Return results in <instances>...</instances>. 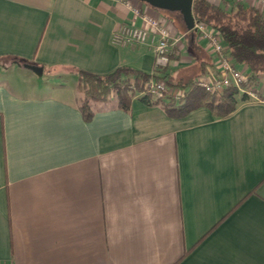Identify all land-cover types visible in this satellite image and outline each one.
I'll return each mask as SVG.
<instances>
[{
	"label": "crops",
	"instance_id": "1",
	"mask_svg": "<svg viewBox=\"0 0 264 264\" xmlns=\"http://www.w3.org/2000/svg\"><path fill=\"white\" fill-rule=\"evenodd\" d=\"M135 9L159 14L139 0H0V67L75 83L79 70L153 73L152 46L111 44L141 24ZM170 31L161 75L187 82L212 67L204 39ZM75 83L63 98L0 78V264H264L263 105L170 118L111 100L85 121ZM256 88L264 95V78Z\"/></svg>",
	"mask_w": 264,
	"mask_h": 264
},
{
	"label": "trees",
	"instance_id": "2",
	"mask_svg": "<svg viewBox=\"0 0 264 264\" xmlns=\"http://www.w3.org/2000/svg\"><path fill=\"white\" fill-rule=\"evenodd\" d=\"M229 1L226 8L207 0H193L192 16L194 22L220 35L233 63L247 70L245 86L256 87L259 79L264 78V18L253 6H245L235 0L225 1V4ZM155 10L171 26L188 33L178 13ZM13 62L31 63L22 59H13ZM162 70L146 73L126 66L105 74L79 70L75 83L77 109L83 120L88 121L94 114V104H106L114 100L116 108L127 111L132 100L137 98L146 106H160L170 118H182L203 107L210 111L213 118L220 119L229 116L241 102L247 100L234 87L222 93L207 94L195 86L194 79L174 82L167 75H161ZM159 80L164 82L167 92L150 94L147 91L148 83ZM175 90L182 91L179 99L173 96Z\"/></svg>",
	"mask_w": 264,
	"mask_h": 264
},
{
	"label": "built area",
	"instance_id": "3",
	"mask_svg": "<svg viewBox=\"0 0 264 264\" xmlns=\"http://www.w3.org/2000/svg\"><path fill=\"white\" fill-rule=\"evenodd\" d=\"M247 1L264 7V0ZM133 13L139 17L141 24L139 26L129 24L120 27L111 35V44L115 46L121 44L152 46L155 70L165 69L169 64L171 47L177 41L171 34V25L160 15L152 16L140 13L136 9ZM192 31L206 41L207 49L214 57L212 67L194 78L195 86L207 94L222 93L225 89L234 87L239 93L245 95L250 103L264 106V95H260L254 86H245L247 70L244 66H237L233 63L220 35L196 22H194ZM147 91L150 94L159 95L166 93L167 88L163 81H150L147 85ZM181 95L182 91H173L175 99H179Z\"/></svg>",
	"mask_w": 264,
	"mask_h": 264
},
{
	"label": "rangeland",
	"instance_id": "4",
	"mask_svg": "<svg viewBox=\"0 0 264 264\" xmlns=\"http://www.w3.org/2000/svg\"><path fill=\"white\" fill-rule=\"evenodd\" d=\"M158 15V14H157ZM156 16V15H155ZM1 66V65H0ZM21 72H18V70H8L4 71L2 67H0V78H5L7 81L15 80L18 81L19 84H22V86L27 87L26 92L33 95H45V94H55L57 96L66 98L67 96H64L63 93H67V91L72 92L74 91V80L70 77V75L67 73L59 79L58 81L57 77H54L52 75L46 76L44 79H36V78H25L24 76H21ZM57 83L63 85L62 92L55 91L54 87Z\"/></svg>",
	"mask_w": 264,
	"mask_h": 264
},
{
	"label": "water",
	"instance_id": "5",
	"mask_svg": "<svg viewBox=\"0 0 264 264\" xmlns=\"http://www.w3.org/2000/svg\"><path fill=\"white\" fill-rule=\"evenodd\" d=\"M147 4L151 8L163 10L172 13H178L184 24L186 31L192 32L194 19L192 16V1L193 0H139ZM21 66L30 70L34 75L41 76L42 67L32 63H22Z\"/></svg>",
	"mask_w": 264,
	"mask_h": 264
}]
</instances>
